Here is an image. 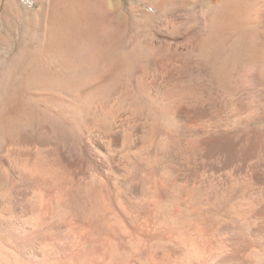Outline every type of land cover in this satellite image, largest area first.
Here are the masks:
<instances>
[{"label": "bare ground", "instance_id": "obj_1", "mask_svg": "<svg viewBox=\"0 0 264 264\" xmlns=\"http://www.w3.org/2000/svg\"><path fill=\"white\" fill-rule=\"evenodd\" d=\"M28 1L0 0V264H264V0Z\"/></svg>", "mask_w": 264, "mask_h": 264}, {"label": "rangeland", "instance_id": "obj_2", "mask_svg": "<svg viewBox=\"0 0 264 264\" xmlns=\"http://www.w3.org/2000/svg\"><path fill=\"white\" fill-rule=\"evenodd\" d=\"M23 2H25L26 3V1H27V3L29 2L28 0H22ZM139 1H137V0H128V5L129 6H136V5H138L139 3H138ZM256 13H257V15L258 16H260L262 19H263V21H264V2H262L260 5H258L257 7H256ZM141 13H138V16L136 17L137 18V20H143V18L145 17V16H142V15H140ZM263 21H262V23H263ZM150 22L153 24H155V20L154 19H152V20H150ZM261 26H260V29H261V32H260V35H262V31H264V24H260Z\"/></svg>", "mask_w": 264, "mask_h": 264}]
</instances>
